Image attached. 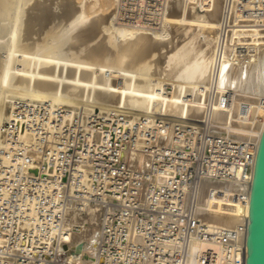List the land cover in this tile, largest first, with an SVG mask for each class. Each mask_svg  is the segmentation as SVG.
I'll use <instances>...</instances> for the list:
<instances>
[{
  "label": "bare ground",
  "instance_id": "obj_1",
  "mask_svg": "<svg viewBox=\"0 0 264 264\" xmlns=\"http://www.w3.org/2000/svg\"><path fill=\"white\" fill-rule=\"evenodd\" d=\"M31 1L0 0V158L4 149L1 124L12 118L18 99L49 102L64 111L82 110L88 115L99 108L96 114L112 120L116 116L118 122L131 129L132 136L122 141L124 167H117L122 173L115 180L123 183L122 191L116 186L115 192L92 196L95 188L88 184L92 193L81 199L80 209H63L61 217H57L60 214L56 210L54 219L59 226L53 229L57 233H52L49 241L28 234L25 245L14 238V242H8L10 232L1 233L5 226L1 222L0 262L9 263L13 254L15 260H27L51 252L61 255L65 264H120L119 260L127 257H115L111 250L120 241L112 239L119 218L111 220L110 214L138 197L134 191L141 193L140 202L150 207L146 190L166 184L178 186V175L162 169V160L157 161L156 152L152 153L154 143L163 142L168 147L178 143L180 148L188 144L198 149L205 134L210 133L259 144L264 129V27L254 18L236 15L233 9L226 11V0H75L78 9L69 22L48 26L41 38L34 39L29 30L28 36L24 34ZM97 15L98 19H93ZM226 17L225 33L222 29ZM98 30L100 33L87 41L80 37ZM222 38L226 45L219 51ZM236 44L255 49L241 57L232 51ZM226 93L229 100L223 103ZM26 138L33 141L32 136ZM167 169L173 170L174 166ZM123 175H137L140 180L125 181ZM200 178L191 187H179L190 193L189 206L191 194H199L195 213L201 221L230 228L248 223L250 202L243 207L228 205L234 184ZM210 189L216 192L213 197L208 196ZM247 190L250 192V187ZM93 198L96 204L91 203ZM67 205L74 207L71 202ZM104 211L106 219H101ZM147 212L155 225L156 212ZM21 214L15 226L18 231L30 232L31 224ZM135 215V210L124 209L120 224L127 227L128 244H142L144 251L136 263L158 264L160 250L173 251L174 244L164 243L156 228L149 227L147 218L140 225ZM103 221L106 225L101 224ZM35 238L38 241L31 243ZM53 238L57 241H51ZM127 243L121 242L125 246ZM191 249L203 254L211 251L212 264H219L217 242L195 241L190 243ZM132 260L129 257V262Z\"/></svg>",
  "mask_w": 264,
  "mask_h": 264
},
{
  "label": "built area",
  "instance_id": "obj_2",
  "mask_svg": "<svg viewBox=\"0 0 264 264\" xmlns=\"http://www.w3.org/2000/svg\"><path fill=\"white\" fill-rule=\"evenodd\" d=\"M226 4V11L233 9L236 15L254 18L256 24L264 27V0H226ZM226 20L227 17L222 29L225 33L228 25ZM225 45L222 38L218 50L225 49ZM253 49L255 47L252 45L236 44L232 51L234 55L242 57L252 53ZM228 98L229 93H226L222 102L228 103ZM15 102L12 118L4 121L1 127L4 149L3 157L0 158V223L5 224L4 229L1 228L2 234L10 232L7 234L8 242L15 240L25 245L28 234H36L34 237L41 236L49 241L52 233H57L53 229L59 226L54 217L57 214H60L57 217H61L63 209H80L81 199L87 197V193H92L86 187L88 184L95 188V194L92 196H98L101 192H115L116 186L122 191L123 183H119L115 178L120 177L122 173L117 167H124L122 141L128 140L132 135L129 133L131 129L118 122L116 116L115 120L102 117L96 114L99 110L88 115L82 110L64 111L60 106L54 107L49 102L26 99H18ZM261 107L264 109V98L261 99ZM244 111L247 113L248 106L245 105ZM27 136H32L33 141L27 140ZM153 145L152 153L156 152L157 161L162 160V169L178 175V186L166 184L146 190L145 195L150 200V207L141 203V193L134 191L133 194L138 197L124 202L117 213L110 214L111 220L116 221V218H119L116 223L118 227L112 232V239L114 242L120 241L117 245L113 244L111 250L115 257L121 254L127 257L126 260L121 258L120 264H138L137 258L141 251H144L141 243H127V227L120 224V216L126 208L136 211L135 218L140 225L142 219L147 218L151 222L149 227L156 228L164 243L174 244L173 251L160 250L157 255L160 264H212L211 251L203 254L197 249L190 250V243L204 240L219 244V264H246L248 223L230 228L222 225L212 226L201 221L195 213L199 194H191L189 206L187 199L190 193L180 188L179 184H189L191 187L201 176L226 181L235 185V191L228 197V205H247L250 202L247 187L251 186L253 179L257 141L243 142L207 133L204 143L198 149L188 144L182 145L186 148H180L178 143L171 147L163 142ZM35 152L37 157L32 156ZM171 165L174 169H167ZM122 177L126 178L125 175ZM132 179L138 182L140 177L133 175L125 181ZM125 192L127 194L126 190ZM215 194L211 189L208 192L209 197ZM69 202L73 203L74 207H68ZM91 203L96 204L95 198L91 199ZM57 209L59 211L56 214ZM147 210L156 212L158 220L155 225L151 221V213ZM20 211L31 224L30 232H22V229L18 231L15 226ZM105 212H102L101 219H106ZM66 215L68 216V213ZM21 220V223L25 222L23 218ZM101 224L106 225V222ZM34 240L38 241L35 238L31 243ZM182 240L186 242L183 243ZM51 241H57V238ZM9 257L10 262L6 264H15L16 261H24V264H65L61 255H52L51 252L47 256L38 253L27 260L21 257L15 260L14 254L13 259L12 256ZM129 257L133 259L131 262Z\"/></svg>",
  "mask_w": 264,
  "mask_h": 264
},
{
  "label": "water",
  "instance_id": "obj_3",
  "mask_svg": "<svg viewBox=\"0 0 264 264\" xmlns=\"http://www.w3.org/2000/svg\"><path fill=\"white\" fill-rule=\"evenodd\" d=\"M248 218L246 264H264V129L258 144L250 186Z\"/></svg>",
  "mask_w": 264,
  "mask_h": 264
},
{
  "label": "rangeland",
  "instance_id": "obj_4",
  "mask_svg": "<svg viewBox=\"0 0 264 264\" xmlns=\"http://www.w3.org/2000/svg\"><path fill=\"white\" fill-rule=\"evenodd\" d=\"M37 1H38V3H35ZM49 1H51V2H49ZM65 1H66V3H65ZM71 1L72 0H69V1L68 0H53V1L52 0H46V1L45 0H41V1L32 0L30 3L31 6H30V4L28 5V7H31L30 10L28 9L30 13L26 14V16L27 17L29 16V18H27L26 30L24 29L25 33L23 31L25 36H28L29 33H31V35H33V33H34L33 38L35 37L34 39H38V38H41L42 35H44L43 32L45 33L48 30V26H49V28H51V26H54V27L57 26L58 27V24H59V26H61L59 21L61 22V24H65L64 22H66V23L69 22V18L71 17L70 15H72L73 12H75L78 9L77 8L78 4L76 5L77 2L75 3V0H73L74 4L72 5L73 2H71ZM32 2H33V4H32ZM37 4H39V5H37ZM33 6H34V8H33ZM36 6H38L37 10H36ZM42 6H44V7H42ZM32 9H33V12H32ZM36 12H38V13L36 14ZM30 17H31V20H30ZM98 17H99L98 15L94 16L93 19H98ZM64 18H65V20H64ZM90 25L91 24H89L88 26L90 27ZM40 26H41V28H43V29L40 28L42 31L39 29ZM44 29H46V31H44ZM28 30L30 31L29 33H28ZM40 32H41V34H40ZM99 33H100L99 30L98 31H92V32L88 31V32H86L85 36L81 35L80 37L82 40L87 41L88 38L90 39L93 36L98 35ZM96 110H99V108H97ZM1 127H2V124H1Z\"/></svg>",
  "mask_w": 264,
  "mask_h": 264
}]
</instances>
